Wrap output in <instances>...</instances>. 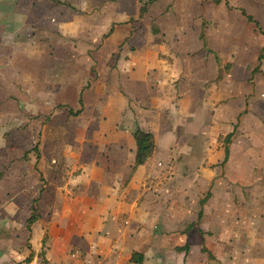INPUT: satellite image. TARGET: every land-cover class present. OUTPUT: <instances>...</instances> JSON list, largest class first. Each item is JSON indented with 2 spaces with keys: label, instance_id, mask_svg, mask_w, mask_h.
Returning a JSON list of instances; mask_svg holds the SVG:
<instances>
[{
  "label": "crops",
  "instance_id": "obj_1",
  "mask_svg": "<svg viewBox=\"0 0 264 264\" xmlns=\"http://www.w3.org/2000/svg\"><path fill=\"white\" fill-rule=\"evenodd\" d=\"M63 8V0H0V81H9L4 68L17 64L24 75L20 80L30 82L33 54L42 60L32 41L15 53L17 35H39V45L49 33L75 40L79 23L76 29L64 27L74 16ZM52 12L55 26H45ZM110 32L88 59L98 79L78 92L80 108L70 110L80 111L78 122L70 123L65 159L51 163L52 181L35 173L32 157L27 162L9 157L5 164L2 159L11 153H0V264H134L135 253L142 264H264V197L257 201L260 187L236 185L242 167L232 170L235 184L218 180L212 196L203 205L199 200L196 209L176 200L178 159L184 154L176 147L183 134L192 136L186 130H208L206 112L216 100L206 89L207 78L224 63L221 46L208 45V53L203 45H187L195 50L190 57L197 73L183 67L191 63L182 58L184 45H118L122 29ZM80 62L77 54L64 64L75 75ZM44 72H39L42 81ZM138 129L154 136L155 150L133 169ZM254 145H246L241 157L229 148L228 158L251 162ZM221 156L224 160V152ZM161 192L167 197H159ZM36 209L40 216L28 232L26 222Z\"/></svg>",
  "mask_w": 264,
  "mask_h": 264
},
{
  "label": "rangeland",
  "instance_id": "obj_2",
  "mask_svg": "<svg viewBox=\"0 0 264 264\" xmlns=\"http://www.w3.org/2000/svg\"><path fill=\"white\" fill-rule=\"evenodd\" d=\"M141 2L146 3L148 9L142 17L139 16L142 5L139 0H63L64 13L69 12L74 16L72 20L67 19L64 27L76 29L79 23V32L74 34V41L65 38L68 34L61 37L60 34L49 33L43 34L47 40L43 43L40 41L42 45H39V35H17L16 43L19 45L15 53L28 47V41H32L36 44L33 45L35 51L42 53V60H37L33 54L30 82L20 80L18 76L22 74V68L17 64L2 67L9 81H0V138H5L0 142V153L5 156L11 153L2 162L6 164L9 157L15 162H27L30 156L38 164L35 173L44 174L48 181H52L49 174L54 171L48 173L51 163L65 159L64 155L69 151L66 141L72 137L70 123L78 122L77 116L69 112L80 108L77 96L80 88L87 90L97 77V70L88 59L93 57L92 53H96L98 48L95 49V45L99 47L105 44L111 28L114 30L115 26H120L123 31L118 45H184L185 49L180 50L182 58L187 56L191 63L187 65L189 62H185L183 67L197 73L199 66L194 56L190 57V51L195 50L187 45H203L199 39L203 32L208 45L221 46L224 63H220L219 72L207 78L209 85L206 89L214 93L216 100L212 109L206 112L208 116L210 114L208 130H186L185 133L190 132L192 136L183 134L181 145L176 147L177 153H184L178 159L176 200L187 202L190 208L196 209L199 200L209 195L208 200L212 196L211 191L223 179L227 184H235L232 181L237 179L232 177V170L242 167L243 175H240V182L236 185L243 189L260 187V193L256 195L258 201L264 197V61L259 70L254 72V69L259 65L258 55L264 39L237 9L242 8L253 15L259 21L261 30H264V0ZM52 13L54 16L51 15L45 26H55L54 20L58 17ZM117 20L123 24H118ZM129 29L132 31L127 34ZM72 44L75 45L74 51L69 48ZM77 54L81 62L73 67L79 71L73 75L70 72L72 67L64 62L77 57ZM86 60L88 64L84 63ZM42 70L46 72L42 73L43 81L39 78ZM35 72L38 76L34 75ZM238 110L240 113L237 116ZM231 132L233 135L228 148L234 149L233 155L241 157L246 154V150H243L246 145L253 143L255 159L238 162L237 159L228 158L223 166L220 165L223 161L221 153L226 146L225 138ZM178 134L181 132L178 131ZM34 148L38 149V159ZM26 151L30 153L24 157ZM199 157L201 161L197 159ZM158 196L167 197V194L161 192ZM244 196L248 198L250 194L244 192ZM17 216L21 218L22 215L17 213Z\"/></svg>",
  "mask_w": 264,
  "mask_h": 264
},
{
  "label": "trees",
  "instance_id": "obj_3",
  "mask_svg": "<svg viewBox=\"0 0 264 264\" xmlns=\"http://www.w3.org/2000/svg\"><path fill=\"white\" fill-rule=\"evenodd\" d=\"M156 0H149V4L154 3ZM214 3H220L221 0H212ZM139 2L142 4L141 7L139 8V16L142 17L144 14L147 13V7H146V3H142L141 0H139ZM56 3L61 4V2L56 1ZM225 5H228L227 2H225ZM241 15L247 20V22L253 24L255 26V28L258 30L260 36L264 39V32L260 29L259 23L250 15H248L243 9H239ZM202 29V27H201ZM200 41L203 42V46L204 49L207 50L208 53H211V50L208 48V43L207 40L204 36V33L201 32L200 36H199ZM216 61L217 63H220L219 57L216 56ZM258 61H259V65L254 69V72L256 70H259L260 64L261 62L264 61V45L261 47L260 49V53L258 55ZM81 103V100L79 101ZM71 115L73 116H77L80 111L73 113L72 111L69 112ZM233 133H230L226 136L225 138V149H224V160L221 163V165L223 166L226 161L228 160L229 157V148H228V144L230 142V139L232 138ZM133 138L135 141V145H136V151H135V161H134V167L133 169H136L139 166H143L147 160L152 156L154 150H155V141H154V136L151 133H147L145 131H142L140 129L136 130L133 133ZM33 151H35L36 154V158H39V152L37 148H34ZM30 153L29 151L25 153V156H27V154ZM209 195H207V197H205L204 199H202L200 201V204L203 205L208 198ZM38 216L33 214L26 222L27 224V231L30 232V226L37 220ZM139 258V259H137ZM142 259L143 257L140 254H133L131 257V262H133L134 264H142ZM30 260V259H29Z\"/></svg>",
  "mask_w": 264,
  "mask_h": 264
}]
</instances>
